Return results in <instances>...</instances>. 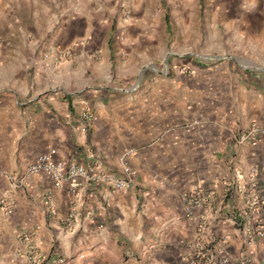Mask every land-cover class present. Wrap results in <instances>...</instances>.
Masks as SVG:
<instances>
[{
	"label": "crops",
	"instance_id": "1",
	"mask_svg": "<svg viewBox=\"0 0 264 264\" xmlns=\"http://www.w3.org/2000/svg\"><path fill=\"white\" fill-rule=\"evenodd\" d=\"M191 2L180 0L179 13L161 20L143 9L120 24L116 46L103 17L74 14L61 33L73 61L31 78L30 89L42 91L32 103L5 98L0 197L15 206L9 218L0 210V264H184L195 250L213 264H264V238H247L259 224L264 231V213L248 214L251 172L264 204V74L245 63L264 55V0H219L226 15L214 18L206 41L205 18ZM163 22L170 60L159 71L143 57L149 66L163 53ZM204 53L219 62L201 64L196 55ZM225 54L235 57L220 58ZM112 62L128 76L145 70L130 88L108 89ZM58 82L72 91L47 94ZM129 150L135 176L116 191L108 180L121 176L119 158ZM47 152L94 177L76 178L72 189L37 175L13 191L4 175ZM197 189L214 196L186 217L185 199Z\"/></svg>",
	"mask_w": 264,
	"mask_h": 264
},
{
	"label": "rangeland",
	"instance_id": "2",
	"mask_svg": "<svg viewBox=\"0 0 264 264\" xmlns=\"http://www.w3.org/2000/svg\"><path fill=\"white\" fill-rule=\"evenodd\" d=\"M191 1L196 3L197 14L205 18L204 36L206 41L212 32L214 18H224L226 13L220 11L222 7L218 8L219 0H189L190 4H192ZM141 3L143 8L140 6ZM180 4V0H0V110L2 111L4 100L9 95H17V98L21 96L22 99L17 103H26L28 100L31 102L40 95L41 88L37 86L31 90L29 84L33 76H44V72H47L46 69H48L47 65L66 67L73 61L71 51L66 50L67 47L62 44L61 33L67 27V21L74 14L86 15V12H91L96 16L103 17V25L108 27L109 42L116 46L121 33L120 24L123 26L124 22L131 21L135 16L142 14L143 9L147 8L152 9L157 20L164 19L167 13H179ZM256 4L261 8L262 3L256 2ZM162 25L164 37L160 41L163 43V53L157 50L154 59H152L154 64L149 66H147V56L143 57L144 65L147 68L155 67L159 71L167 69L170 60L165 55L166 25L164 22ZM217 26L219 29L221 28L219 23ZM78 46V48L82 47L81 44ZM85 54H83V59L87 56ZM196 56L199 57L198 60L203 65L212 66L219 62V56L215 54L204 53ZM232 57L235 56L233 54L220 55L222 59ZM247 58L245 59L247 65L257 66V70L260 67L262 70L257 73L264 74V55H251L249 59ZM242 60L243 58L237 59L238 62H244ZM112 64L115 67L108 73L107 81L102 86L108 89L130 88L137 84L136 76H140L145 70L137 71V74L134 72L128 76L117 68L116 62H112ZM11 72L17 75L15 80H10ZM96 89L91 86L89 90ZM70 91L72 90L65 84L58 82L57 84L53 83L52 92L47 94Z\"/></svg>",
	"mask_w": 264,
	"mask_h": 264
},
{
	"label": "built area",
	"instance_id": "3",
	"mask_svg": "<svg viewBox=\"0 0 264 264\" xmlns=\"http://www.w3.org/2000/svg\"><path fill=\"white\" fill-rule=\"evenodd\" d=\"M259 131L256 125H252L250 132L254 136ZM134 153L133 150L125 152L120 158L119 163L121 166V176L108 180L112 187L116 191H124L130 188L135 172L129 165V158ZM52 152H47L39 155L34 162L26 165L20 172L5 174V179L10 183V187L13 191L25 189L29 187V181L37 176H46L55 187L61 186L65 181L70 182L72 189L77 188V184L74 180L76 178H84L87 181H91L92 169H86L83 166H79L74 163H68L65 161L56 160ZM252 180L248 184V214L253 218H260L264 213V204L260 200L254 179L257 177L256 172H251L249 175ZM106 181V179L104 180ZM214 196V190H201L197 189L189 193L185 199L184 214L186 217H191L197 210H204L207 208ZM49 199V196H46ZM14 201L7 195L0 197V210L5 217L9 218L14 211ZM202 228V226L200 227ZM201 230V229H200ZM253 237L264 238V231L259 224L254 230L247 231L248 240H252ZM202 250H195L184 257V264H213V258L206 257ZM219 264H228V260L223 258L219 261Z\"/></svg>",
	"mask_w": 264,
	"mask_h": 264
}]
</instances>
